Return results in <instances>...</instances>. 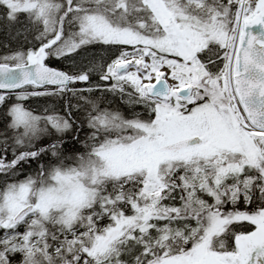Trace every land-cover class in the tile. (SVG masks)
I'll use <instances>...</instances> for the list:
<instances>
[{
	"label": "snow or ice",
	"instance_id": "obj_1",
	"mask_svg": "<svg viewBox=\"0 0 264 264\" xmlns=\"http://www.w3.org/2000/svg\"><path fill=\"white\" fill-rule=\"evenodd\" d=\"M0 31V264H264V0H0Z\"/></svg>",
	"mask_w": 264,
	"mask_h": 264
},
{
	"label": "rangeland",
	"instance_id": "obj_2",
	"mask_svg": "<svg viewBox=\"0 0 264 264\" xmlns=\"http://www.w3.org/2000/svg\"><path fill=\"white\" fill-rule=\"evenodd\" d=\"M0 33L3 35H5L6 36V34L3 32V31H0ZM6 39H7V37H6ZM94 79H95V77H94ZM97 95H99V94H97ZM43 99V98H42ZM49 103H51V101H45L44 99L43 100H37V99H33L32 101H30V102H26V106H29V107H32V108H34L35 110H36V113L37 114H42L43 113V110H44V108L47 106V104H49ZM37 107V108H36ZM0 128H2V125H0ZM81 135L83 136V133H81ZM45 143H47V139H45V141H44ZM68 146H70V145H65V147H68ZM19 179H20V177H19ZM22 179V178H21Z\"/></svg>",
	"mask_w": 264,
	"mask_h": 264
},
{
	"label": "trees",
	"instance_id": "obj_3",
	"mask_svg": "<svg viewBox=\"0 0 264 264\" xmlns=\"http://www.w3.org/2000/svg\"><path fill=\"white\" fill-rule=\"evenodd\" d=\"M5 40H6V36H5L4 34L2 35V34L0 33V41H5ZM52 66H54V67H60V66H62V62H56V63H53ZM40 99L43 100L42 98H40ZM40 99H39V100H40ZM30 101H32V100H29L28 102H30ZM77 146L79 147V145H77ZM68 147H70V146H68ZM66 148H67V147H66ZM21 178L23 179V176H20V179H21ZM19 259H20L19 256H16V257H15V261H19Z\"/></svg>",
	"mask_w": 264,
	"mask_h": 264
},
{
	"label": "bare ground",
	"instance_id": "obj_4",
	"mask_svg": "<svg viewBox=\"0 0 264 264\" xmlns=\"http://www.w3.org/2000/svg\"><path fill=\"white\" fill-rule=\"evenodd\" d=\"M37 108V107H36Z\"/></svg>",
	"mask_w": 264,
	"mask_h": 264
}]
</instances>
